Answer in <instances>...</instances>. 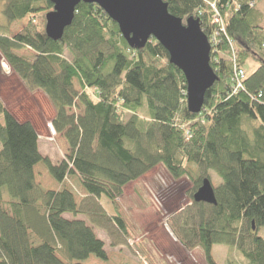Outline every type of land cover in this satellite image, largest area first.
Listing matches in <instances>:
<instances>
[{
	"label": "trees",
	"instance_id": "obj_1",
	"mask_svg": "<svg viewBox=\"0 0 264 264\" xmlns=\"http://www.w3.org/2000/svg\"><path fill=\"white\" fill-rule=\"evenodd\" d=\"M4 1L0 55L29 91L49 99L53 129L69 151L52 164L40 152L32 122L16 119L0 97V264L107 260L98 231L105 230L113 246L127 245L117 200L159 165L192 185L186 193L192 203L170 224L184 248L199 247L206 264H218L213 247L225 244L249 264H264L258 234L264 228V27L255 23L261 0H165L184 22L198 19L213 45L219 80L198 114L188 108L186 78L167 50L155 39L131 48L97 4L81 3L63 39L53 41L36 22L53 10L50 0ZM213 5L225 32L214 23ZM26 50L34 55L17 54ZM232 50L246 74L238 92ZM251 62L257 68L247 71ZM43 162L56 189L37 181ZM212 172L221 180L214 187L217 204L198 203L194 195ZM103 196L114 214L101 204Z\"/></svg>",
	"mask_w": 264,
	"mask_h": 264
},
{
	"label": "rangeland",
	"instance_id": "obj_2",
	"mask_svg": "<svg viewBox=\"0 0 264 264\" xmlns=\"http://www.w3.org/2000/svg\"><path fill=\"white\" fill-rule=\"evenodd\" d=\"M5 8L6 1L0 0L1 32H4L7 23ZM36 22L39 30L45 32L46 14L38 15ZM255 23L264 27V0L256 5ZM17 54L34 55L32 51L27 50ZM255 64L256 62L248 63L245 69L253 71L257 68ZM76 88L79 90L78 84ZM89 93L94 95L93 91ZM0 97L16 119L22 122L30 121L35 126L39 134L40 152L44 157H48L54 165L66 158L68 145L53 129L55 111L49 99L39 91H29L24 83L13 75L1 55ZM36 175L44 190L56 189L59 185L44 162L36 167ZM211 176L213 186H219V177L214 172ZM72 184L81 192L77 181H72ZM191 186L187 178L174 180L162 165L135 184H129L124 189V195L117 200L119 215L124 218L128 227L127 245L113 246L117 242L112 241L105 230H100L98 235L106 243L108 258L104 260L91 256L84 264H206L201 248L187 250L170 236V224L175 220V215L192 203L186 195ZM101 204L109 213L114 214V205L106 196L102 197ZM258 234L264 237V228H261ZM212 255L218 264H249L236 248L225 244L214 245Z\"/></svg>",
	"mask_w": 264,
	"mask_h": 264
},
{
	"label": "water",
	"instance_id": "obj_3",
	"mask_svg": "<svg viewBox=\"0 0 264 264\" xmlns=\"http://www.w3.org/2000/svg\"><path fill=\"white\" fill-rule=\"evenodd\" d=\"M54 8L46 14L45 33L53 41L63 39L81 3L97 4L119 26L129 46L143 49L152 39L169 53L187 83V103L192 113L202 111L207 91L219 80L211 65L212 44L193 17L184 22L170 13L165 0H50ZM198 203L217 204L215 188L205 179L194 195ZM255 228V227H254Z\"/></svg>",
	"mask_w": 264,
	"mask_h": 264
},
{
	"label": "built area",
	"instance_id": "obj_4",
	"mask_svg": "<svg viewBox=\"0 0 264 264\" xmlns=\"http://www.w3.org/2000/svg\"><path fill=\"white\" fill-rule=\"evenodd\" d=\"M213 9L215 11L214 13V23L216 25H220L222 28V31L225 32L224 30V24L222 21V18L220 17V13L219 10L216 9L215 5H213ZM213 41V40H212ZM231 47L233 48V44L231 41H229ZM212 44V42H211ZM213 46V45H212ZM233 51V66H234V78H233V82H234V89L236 92L240 91L243 88V84H244V80L246 78V74L244 72V70L242 68L239 67V65L236 62V55L235 52L236 50H232Z\"/></svg>",
	"mask_w": 264,
	"mask_h": 264
},
{
	"label": "crops",
	"instance_id": "obj_5",
	"mask_svg": "<svg viewBox=\"0 0 264 264\" xmlns=\"http://www.w3.org/2000/svg\"><path fill=\"white\" fill-rule=\"evenodd\" d=\"M135 183H136V182H135ZM135 183H134V184H135ZM127 186H128V185H127ZM127 186H126V187H127ZM126 187H125V188H126ZM169 232H170V231H169ZM170 236L173 238V240H174L176 243H179V242L174 238V236H173L171 233H170ZM180 245H181V244H180Z\"/></svg>",
	"mask_w": 264,
	"mask_h": 264
}]
</instances>
